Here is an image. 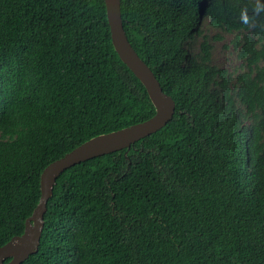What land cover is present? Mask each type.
I'll use <instances>...</instances> for the list:
<instances>
[{"label":"trees","instance_id":"1","mask_svg":"<svg viewBox=\"0 0 264 264\" xmlns=\"http://www.w3.org/2000/svg\"><path fill=\"white\" fill-rule=\"evenodd\" d=\"M120 11L174 114L62 172L22 264H264V0H120ZM204 19L234 34L237 68L213 62L207 36L189 50ZM154 112L103 0H0V247L23 233L46 166Z\"/></svg>","mask_w":264,"mask_h":264},{"label":"water","instance_id":"2","mask_svg":"<svg viewBox=\"0 0 264 264\" xmlns=\"http://www.w3.org/2000/svg\"><path fill=\"white\" fill-rule=\"evenodd\" d=\"M103 1L113 47L120 60L145 87L155 112L146 120L94 137L46 166L40 175L39 202L26 219L23 233L12 237L0 247V264H22L30 255L37 253L44 228L47 202L54 193L62 172L87 160L112 154L121 149H129L136 141L165 126L174 114L173 98L163 91L151 68L139 57L127 38L122 24L120 0ZM8 259L9 261L5 262Z\"/></svg>","mask_w":264,"mask_h":264},{"label":"rangeland","instance_id":"3","mask_svg":"<svg viewBox=\"0 0 264 264\" xmlns=\"http://www.w3.org/2000/svg\"><path fill=\"white\" fill-rule=\"evenodd\" d=\"M202 35L195 36L191 43L189 50L194 55L199 50V44L203 39V36H207V39L212 44V57L213 62L218 66H223L228 69L237 68L239 66V60L233 51L230 41L233 39L234 34L222 32L218 29L212 28L208 25L207 20L202 22ZM220 34V39H215L213 36Z\"/></svg>","mask_w":264,"mask_h":264}]
</instances>
